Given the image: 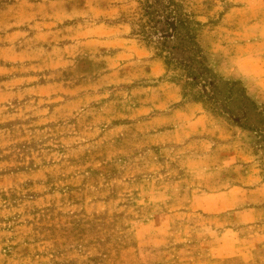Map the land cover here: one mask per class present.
I'll use <instances>...</instances> for the list:
<instances>
[{"label": "rangeland", "instance_id": "rangeland-1", "mask_svg": "<svg viewBox=\"0 0 264 264\" xmlns=\"http://www.w3.org/2000/svg\"><path fill=\"white\" fill-rule=\"evenodd\" d=\"M173 1L0 0V264L264 242V0Z\"/></svg>", "mask_w": 264, "mask_h": 264}, {"label": "crops", "instance_id": "crops-1", "mask_svg": "<svg viewBox=\"0 0 264 264\" xmlns=\"http://www.w3.org/2000/svg\"><path fill=\"white\" fill-rule=\"evenodd\" d=\"M261 192H263V190ZM263 193L259 194V196H261ZM223 194H225L224 196L226 197V200L235 198V194L232 193V191H226ZM254 209L255 208H249L248 206L247 208H244V212H252L251 210H254ZM229 211L230 209H226V213H228ZM230 232L238 233V230L231 229L230 227L226 228V239L224 236H222L224 239H221L213 246V249H214L213 251L215 253L213 258L214 259L216 258V259L214 262L209 261V263H212V264H240L242 261H244L245 264H258L256 262V259H257L259 261V264H264V242L263 241H259V240L254 241V242H250V245H247L244 240L242 241L239 239H232V240L227 239V236ZM239 237H242V236L239 235ZM247 248H251V250L248 253L255 254L256 259L254 258L253 255H251V257H248L247 254L244 253L243 250H247ZM259 252L261 253L260 255L258 254Z\"/></svg>", "mask_w": 264, "mask_h": 264}, {"label": "trees", "instance_id": "trees-1", "mask_svg": "<svg viewBox=\"0 0 264 264\" xmlns=\"http://www.w3.org/2000/svg\"><path fill=\"white\" fill-rule=\"evenodd\" d=\"M163 2L166 4V7H169V6H172L173 5V2L174 1L173 0H163ZM170 15H172V10L170 11ZM175 15H176V13H175ZM171 17L176 18L175 19L176 20V23H175L174 27L171 28V29H173L174 33L177 34V33H179V27H181L183 25L182 24L183 23L182 16L178 13L177 14V17L176 16H171ZM182 40L183 41H187V42H191L192 36L190 35L189 32H186V33H184V37H183ZM244 100H245L246 103H248L249 105L253 106L252 103L248 99L245 98ZM255 112H256V109H255Z\"/></svg>", "mask_w": 264, "mask_h": 264}]
</instances>
